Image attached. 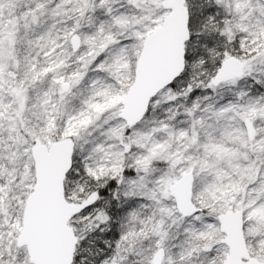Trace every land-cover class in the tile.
I'll return each mask as SVG.
<instances>
[{
	"label": "snow or ice",
	"instance_id": "obj_1",
	"mask_svg": "<svg viewBox=\"0 0 264 264\" xmlns=\"http://www.w3.org/2000/svg\"><path fill=\"white\" fill-rule=\"evenodd\" d=\"M0 264H264V0H0Z\"/></svg>",
	"mask_w": 264,
	"mask_h": 264
}]
</instances>
